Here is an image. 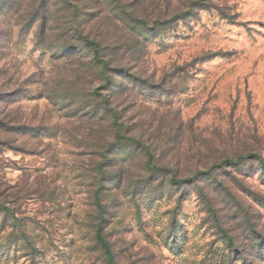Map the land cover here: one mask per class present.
Masks as SVG:
<instances>
[{
  "label": "rangeland",
  "instance_id": "374dc122",
  "mask_svg": "<svg viewBox=\"0 0 264 264\" xmlns=\"http://www.w3.org/2000/svg\"><path fill=\"white\" fill-rule=\"evenodd\" d=\"M0 264H264V0H0Z\"/></svg>",
  "mask_w": 264,
  "mask_h": 264
},
{
  "label": "trees",
  "instance_id": "16d2710c",
  "mask_svg": "<svg viewBox=\"0 0 264 264\" xmlns=\"http://www.w3.org/2000/svg\"><path fill=\"white\" fill-rule=\"evenodd\" d=\"M86 40H88L87 38H86ZM102 222V221H101Z\"/></svg>",
  "mask_w": 264,
  "mask_h": 264
}]
</instances>
